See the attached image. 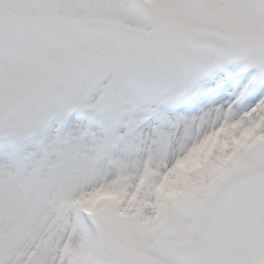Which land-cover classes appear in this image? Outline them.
I'll return each mask as SVG.
<instances>
[{"label":"snow or ice","instance_id":"obj_1","mask_svg":"<svg viewBox=\"0 0 264 264\" xmlns=\"http://www.w3.org/2000/svg\"><path fill=\"white\" fill-rule=\"evenodd\" d=\"M5 137L0 264H264V0H0Z\"/></svg>","mask_w":264,"mask_h":264},{"label":"rangeland","instance_id":"obj_2","mask_svg":"<svg viewBox=\"0 0 264 264\" xmlns=\"http://www.w3.org/2000/svg\"><path fill=\"white\" fill-rule=\"evenodd\" d=\"M41 143L39 137H33L25 144V151L31 152L38 149ZM17 146V141L14 137L0 138V164H8L9 156ZM31 170V165L29 164L26 171Z\"/></svg>","mask_w":264,"mask_h":264}]
</instances>
